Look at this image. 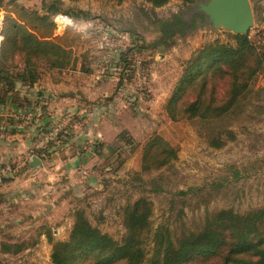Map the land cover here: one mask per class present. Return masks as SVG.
Listing matches in <instances>:
<instances>
[{"label": "rangeland", "instance_id": "rangeland-1", "mask_svg": "<svg viewBox=\"0 0 264 264\" xmlns=\"http://www.w3.org/2000/svg\"><path fill=\"white\" fill-rule=\"evenodd\" d=\"M59 1L55 37L70 65L50 71L40 64L33 90L16 80L23 115L36 101L40 113L0 126V264H52L54 246L70 239L77 212L120 242L124 210L139 199L150 205L153 229L168 225L175 236L200 231L215 212L264 210V73L223 122L174 120L167 107L176 93L184 91L183 100L189 92L182 86L187 63L208 44H234V34L204 23L172 44L141 50L157 39V19L191 21L193 7L207 0H172L162 8L145 0ZM250 2L255 24L249 38L262 54L264 0ZM16 5L45 14L43 0H4L0 44L5 17ZM68 10L88 17H67ZM1 62L17 66L14 73L24 66L20 58ZM223 92L220 86L218 98ZM155 138L174 147L177 158L146 171L143 149ZM218 138L225 146L213 148Z\"/></svg>", "mask_w": 264, "mask_h": 264}, {"label": "trees", "instance_id": "trees-1", "mask_svg": "<svg viewBox=\"0 0 264 264\" xmlns=\"http://www.w3.org/2000/svg\"><path fill=\"white\" fill-rule=\"evenodd\" d=\"M145 1L154 8H162L172 0ZM183 1L185 5H190L200 0ZM3 2L0 0V12ZM60 5L59 0L51 3L43 0L45 14L16 5L14 11L6 15L4 41L0 44V85L6 88H0V102L9 93H15L17 97L16 80L24 88L33 90L40 79V64H45L50 71L62 70L70 65L69 52L55 37L54 17L62 14ZM65 16L87 18L88 14L82 11L75 14L73 10H68ZM205 22V17L200 14L191 21L184 20L180 15L168 20L157 19L154 23L157 39L141 50L172 44L177 38L196 31ZM232 38L234 44L216 42L206 45L187 63L182 86L188 84L189 92L183 100L184 91L176 93L167 107L174 120L181 117L208 124L223 122L250 98L254 81L260 73H264V53H258L249 35H232ZM17 58L24 60L23 68L17 73L13 72L17 66L10 68L1 62V59L16 62ZM220 86L224 91L222 98H218ZM39 96L41 93H37ZM218 139L211 142L213 148L225 146V142ZM129 142H132L130 138ZM175 158L177 150L155 138L143 149V170L148 171L152 163L163 167ZM179 195L186 197L188 193ZM151 211L145 199L127 206L124 210L126 233L120 242L93 227L84 218V212H77L70 239L54 246L52 264H192L200 260L209 261L208 264H215L217 260L216 264H264V210L246 215L233 211L215 212L206 217L200 231L177 236L168 225L153 229ZM149 239L153 245L150 252L147 251ZM21 249L18 247L15 252Z\"/></svg>", "mask_w": 264, "mask_h": 264}, {"label": "water", "instance_id": "water-1", "mask_svg": "<svg viewBox=\"0 0 264 264\" xmlns=\"http://www.w3.org/2000/svg\"><path fill=\"white\" fill-rule=\"evenodd\" d=\"M203 15L206 25L234 35H249L254 27V13L250 0H207L200 1L193 9ZM40 160L33 158L32 166H39Z\"/></svg>", "mask_w": 264, "mask_h": 264}, {"label": "crops", "instance_id": "crops-1", "mask_svg": "<svg viewBox=\"0 0 264 264\" xmlns=\"http://www.w3.org/2000/svg\"><path fill=\"white\" fill-rule=\"evenodd\" d=\"M15 95V93H9L5 99V103L0 102V126L4 125L7 121H10L11 124H17L20 120H26L25 113L23 115V112H21L20 102L16 101Z\"/></svg>", "mask_w": 264, "mask_h": 264}, {"label": "built area", "instance_id": "built-area-1", "mask_svg": "<svg viewBox=\"0 0 264 264\" xmlns=\"http://www.w3.org/2000/svg\"><path fill=\"white\" fill-rule=\"evenodd\" d=\"M67 20V18H65V17H59L58 18V21H66ZM40 109H41V106H40V104H34L33 106H31L29 109H27L26 111H25V117H26V119L28 120V121H31V120H33V119H35L37 116H38V114L40 113Z\"/></svg>", "mask_w": 264, "mask_h": 264}]
</instances>
